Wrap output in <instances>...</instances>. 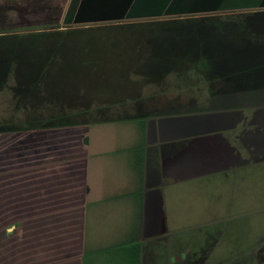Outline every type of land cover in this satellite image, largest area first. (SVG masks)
<instances>
[{
	"label": "rangeland",
	"instance_id": "1",
	"mask_svg": "<svg viewBox=\"0 0 264 264\" xmlns=\"http://www.w3.org/2000/svg\"><path fill=\"white\" fill-rule=\"evenodd\" d=\"M70 1L0 0L4 9L14 5L22 10L17 16H0V37L22 36L39 30H91L72 35L63 43L68 48L63 52L65 58L56 65L59 67L50 69V76L40 78L39 85L49 82L58 85L57 89L91 88L94 87L91 79L100 77L98 81L102 85L124 86L115 88L122 97L115 100L112 94L116 95V91L109 92L99 103L94 97V87L85 101L90 118L124 120L162 113L161 129L173 136L174 133L187 136L175 142L186 146L187 151L177 154L170 164L171 183L163 186V192L157 194L154 202L144 201L140 264H264V107L240 102L231 84L232 87L195 67L186 73L167 71L159 78L158 75L145 80L139 72H161L171 63L173 57L167 61V56H173L170 37L179 39L169 31L175 25L170 21L87 26L66 23L64 17ZM30 9L31 12H26ZM248 14H225L214 20L240 25ZM88 46L92 52H105L104 61L90 65L71 61L69 50ZM14 49L0 50V131L20 130L38 123V126L76 123L86 118L87 113L78 114L83 105L79 97H74L68 105L70 108L61 110L46 99L40 98L31 105L15 95V86L19 87L18 92L28 90L31 80L25 47ZM156 56L165 60H155ZM6 65L18 71V86L12 71L8 78L4 75ZM114 70L118 75L114 76ZM130 75L139 81L138 88L129 84L133 81ZM153 96L155 99L150 98ZM256 99L259 98H248L252 103L258 102ZM148 101L152 104L140 105ZM132 122L101 125L95 129L98 139L104 143L115 138L122 140L125 129L133 131ZM6 172L0 175V188L7 184ZM5 193L0 191V213L6 212L1 210L6 202L11 209L13 195ZM4 219L9 218L0 216V264H22V260L24 264H65V261L46 259L50 251L43 248L15 244L21 235L6 231ZM19 219L10 217V222ZM131 219L122 217L126 228ZM17 226L14 230L20 232L18 223Z\"/></svg>",
	"mask_w": 264,
	"mask_h": 264
},
{
	"label": "crops",
	"instance_id": "2",
	"mask_svg": "<svg viewBox=\"0 0 264 264\" xmlns=\"http://www.w3.org/2000/svg\"><path fill=\"white\" fill-rule=\"evenodd\" d=\"M263 3L264 0H77L74 17L84 24H200L214 22L225 14L263 13ZM191 67L211 73L198 64H186L180 73ZM162 71L167 72V67ZM143 104L152 103L140 105ZM161 115L95 120L87 113L81 122L0 131V175L6 171L8 175L0 191L13 195L11 212L6 202L1 208L6 212L0 216L9 218L4 219L6 231L20 233L14 243L43 248L51 253L46 254V259L65 264H134L138 251L140 264L144 201L154 202L163 186L171 183L169 166L177 154L187 151L186 146L175 145L187 136H173L161 129ZM131 121L135 127L133 131L125 129L122 140L104 143L98 139L97 127ZM10 217L20 219L12 223ZM122 217L132 218L128 228ZM17 223L20 232L14 230Z\"/></svg>",
	"mask_w": 264,
	"mask_h": 264
},
{
	"label": "trees",
	"instance_id": "3",
	"mask_svg": "<svg viewBox=\"0 0 264 264\" xmlns=\"http://www.w3.org/2000/svg\"><path fill=\"white\" fill-rule=\"evenodd\" d=\"M76 3L77 0L70 1L64 21L66 23L73 22L83 26L93 25L84 24V22H80L74 17ZM262 7H264V3ZM15 10L17 11L15 12ZM21 11L20 8L14 5L5 9L0 5V16L2 15L3 17L6 15L17 16ZM29 11L31 12L32 9L27 10L26 12ZM170 23L174 24L175 27L173 26L169 31L179 39L177 40L174 37H170L173 41V44L171 45L173 56H167V58H169L167 61H170L171 57L173 58L171 63L167 65L168 71L180 72L186 64H198L204 69H209L220 81L231 84L235 89V94L240 102L244 100L247 101L246 103L249 106L264 107V86L262 82V80H264V12L245 17L240 25L223 21H212L200 24L196 21H171ZM86 31L91 30L68 32L67 30L60 29L53 31L39 30L37 32H28L22 36L8 38L0 37V39H3L0 43V50L6 51L9 50L10 47L13 49L15 47L16 49H14V51H19L20 48L24 46L27 53V71L30 73L31 80V82L28 83L29 88L28 90L26 88L18 92L17 88L19 87L15 86L13 93L21 96L25 99V102L29 101L31 105H33L32 102H36V100H39L40 98L46 99L50 104L56 105L61 110L70 108L68 105L73 102L74 97H79L83 103L81 110H78L79 115H84L89 110L85 101L87 100V97L89 98L90 96L89 91L94 87H96V89H94V93H96L94 97L99 99V103H101V99L104 101L109 92L113 93L115 91L116 95L112 94V97L115 100H121V94L115 89L119 85L117 84L118 86L115 85L111 87L102 85L100 81H98L100 77H93L91 79L94 83V87L91 88H88L89 86H87V88L75 87L74 89H71L66 86V88L63 87L57 89L58 85L49 82L40 84L41 86L39 85L40 78L44 79L45 77L47 78L50 76V69L59 67L56 65L60 60L62 61V59L65 58L66 54L63 52L68 48H66L63 43L72 35H81V33ZM168 35L170 36V34ZM9 39H11V41ZM92 51L93 49L89 46L81 48L77 47L69 50L68 54L72 56V62L83 65L97 64L104 61L106 58L104 54L105 52L97 51V53L96 51ZM85 52H88V54L85 55ZM153 58L155 60L158 59V61L165 60L163 57L159 58L156 56ZM12 60H15L14 57ZM11 71L13 72L16 85L18 86V82H20L18 81V71L11 70L9 65H6L4 75L7 74L8 78ZM112 72H114V76L119 73L115 70ZM80 73L84 74L82 70H80ZM139 74L145 80H149L156 78L158 75L157 78H159L163 74V71L147 73L139 72ZM7 78L4 81H6ZM119 78L121 79L122 76L118 77V79ZM130 80H133L129 82L130 85L137 86V88L139 87V81L133 79L132 75H130ZM137 82L139 85L136 84ZM118 88L123 89L124 86H119ZM22 92L23 94H21ZM249 97L259 98L256 99L258 102H250L248 100ZM101 106L102 105H98L97 108H101ZM39 124L40 123H38V125ZM62 124L68 123L51 125L42 124L40 126L34 125L28 126L24 129H36ZM7 130L8 128L3 129V131ZM11 130L13 129L8 131ZM138 263L139 253L136 251L134 264Z\"/></svg>",
	"mask_w": 264,
	"mask_h": 264
}]
</instances>
